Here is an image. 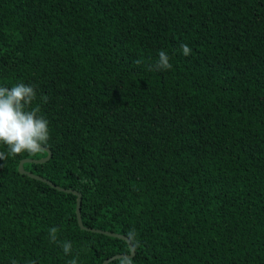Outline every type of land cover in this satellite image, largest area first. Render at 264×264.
Returning a JSON list of instances; mask_svg holds the SVG:
<instances>
[{"label": "trees", "instance_id": "16d2710c", "mask_svg": "<svg viewBox=\"0 0 264 264\" xmlns=\"http://www.w3.org/2000/svg\"><path fill=\"white\" fill-rule=\"evenodd\" d=\"M18 83L52 151L24 167L80 192L86 228L76 193L20 172L47 151L9 155L0 264L132 253L91 229L132 264H264V0H0V86Z\"/></svg>", "mask_w": 264, "mask_h": 264}, {"label": "clouds", "instance_id": "9594fccd", "mask_svg": "<svg viewBox=\"0 0 264 264\" xmlns=\"http://www.w3.org/2000/svg\"><path fill=\"white\" fill-rule=\"evenodd\" d=\"M180 48L186 57L192 52L186 43L181 44ZM135 63L140 64L141 61L137 59ZM171 68L168 53L160 50L153 70L159 72ZM36 97L35 88L24 83H18L11 88L0 86V142L8 147L7 152L0 151V160H7L9 155L25 152L30 155L39 153L50 139L49 121L38 114L39 108L28 110ZM57 232L58 229L55 227L49 230L52 243H57ZM128 236L138 245L135 230L130 231ZM60 246L65 255L71 253V242H63ZM11 264L17 262L13 260ZM32 264H35V261ZM69 264H77V260L74 258ZM121 264H132V262L130 258L125 257L121 260Z\"/></svg>", "mask_w": 264, "mask_h": 264}, {"label": "water", "instance_id": "95a60500", "mask_svg": "<svg viewBox=\"0 0 264 264\" xmlns=\"http://www.w3.org/2000/svg\"><path fill=\"white\" fill-rule=\"evenodd\" d=\"M43 150L47 151L49 154L48 156L42 158V159H39V160H35V159H31V158H26V159H23L21 162H20V165H19V170L22 174H27L28 176L32 177V178H35V179H38V180H41V181H45V182H48L49 184H51L52 186L60 189V190H64V191H68V192H73V193H76L78 195V199H77V214H78V221H79V224L82 228H86L83 224V220H82V213H81V193L76 191V190H73V189H66V188H63L61 186H58L56 184H54L53 182L49 181L48 179H46L45 177L43 176H40V175H37V174H34L30 171H27L24 167V164L26 162H31V161H36V162H46L48 161L51 156H52V151L48 148V147H43ZM93 231H96V232H102L104 234H107L109 236H114V237H119V238H122V239H125L127 240L130 245H131V248H132V253L131 254H118V255H115L113 256L112 258L110 259H107L104 264H109V262L115 258H121V257H133L135 255V250H134V247L132 246L131 244V241L130 239L123 235V234H118V233H114V232H110V231H104V230H100V229H91Z\"/></svg>", "mask_w": 264, "mask_h": 264}]
</instances>
